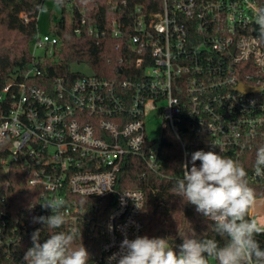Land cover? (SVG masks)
Listing matches in <instances>:
<instances>
[{
	"label": "built area",
	"instance_id": "2783aa9c",
	"mask_svg": "<svg viewBox=\"0 0 264 264\" xmlns=\"http://www.w3.org/2000/svg\"><path fill=\"white\" fill-rule=\"evenodd\" d=\"M125 7L115 5L111 11L119 18L96 26L85 7L65 2L76 37L110 34L119 41L121 79L99 78L88 66L91 74L47 79L44 69L57 60L60 39L38 30L30 66L0 91V130L7 136L0 145V258L8 264H25L36 229L42 230L41 243L47 238L33 218L51 215L41 203L52 199L66 202V223L57 231L91 236L102 228L104 243L93 264H108L125 235L144 236L145 194L120 191L119 176L128 158L157 173L164 130L176 137L184 163L190 155L186 128L195 135L192 146L214 143L240 164L264 146V44L256 42L253 16L264 0H162L158 12ZM21 18L30 20L26 13ZM155 110L161 120L157 141L146 122ZM18 173L37 198L23 220L14 219L9 201ZM249 179L264 181L254 169ZM100 191L106 192L95 193Z\"/></svg>",
	"mask_w": 264,
	"mask_h": 264
},
{
	"label": "trees",
	"instance_id": "16d2710c",
	"mask_svg": "<svg viewBox=\"0 0 264 264\" xmlns=\"http://www.w3.org/2000/svg\"><path fill=\"white\" fill-rule=\"evenodd\" d=\"M80 6L85 7L88 14L95 20L96 26L110 24L114 18H119V13H113L111 8L119 5L129 12L136 6H142L148 12H158L162 8V0H74ZM62 11L60 17L50 14V32L59 37L60 46L56 50L57 60L49 63L44 69L47 79L56 77H70L75 79L82 76L74 67L86 65L99 78L121 79L119 65V50L116 47L119 41L110 34L96 40L84 33L80 38L75 35V24L66 21V0H51ZM45 2L43 0H0V91L13 75L27 69L32 61L31 47L33 38L39 30V22L36 20L39 11ZM29 15V22L24 23L21 15ZM124 75L126 73L123 69ZM184 139L189 146L191 154L197 150L216 151L215 148L194 147L195 135L188 130H183ZM235 160L232 154H224ZM256 153L246 154L241 165L248 172V182L254 189L258 199L264 198V181L251 182L250 174L255 165ZM159 169L157 173L148 171L141 161L134 158L126 159V166L119 176V190H142L145 194V206L142 212L144 235L149 237H163L169 240L172 247L178 250L182 244V236H195L196 238H211L215 234L212 228L205 221L202 214L196 211L192 204H186L181 198L176 197L171 189L175 186L176 180L182 177L183 151L176 137L170 130H164L158 157ZM200 162H196L199 166ZM191 166V165H190ZM20 174V175H19ZM18 175V176H17ZM14 176L9 193V201L15 220H23L27 217L28 207L36 201V195L27 186L24 175L18 173ZM101 202V201H100ZM103 203V202H101ZM107 203V202H106ZM112 203V200H109ZM104 209L100 219L104 221L108 212ZM102 228L96 229L91 236L81 232L82 243L90 254V264L94 258L101 254V246L104 243ZM219 243L223 245L226 241L223 237L217 236ZM262 247H264V234L258 235ZM77 244L81 243L79 238ZM0 264H8L0 258ZM210 264H216L214 260Z\"/></svg>",
	"mask_w": 264,
	"mask_h": 264
},
{
	"label": "clouds",
	"instance_id": "9594fccd",
	"mask_svg": "<svg viewBox=\"0 0 264 264\" xmlns=\"http://www.w3.org/2000/svg\"><path fill=\"white\" fill-rule=\"evenodd\" d=\"M253 16L258 28L256 42L264 44V7H255ZM6 141L7 136L0 130V145ZM211 146L216 147L214 143ZM182 168V177L171 191L186 204L194 205L215 235L198 239L181 234L183 242L178 250L163 237L144 235L129 239L125 235L119 251L108 257V264H210L211 260L216 264H264V247L257 239L264 234V215L254 212L258 198L248 182L246 169L238 161L212 150L195 151L190 164L186 162ZM254 172L264 177V146L256 151ZM65 203L63 199L41 203L52 214L34 217L33 222L44 225L43 231L47 230L49 235L41 243V229L31 234L33 246L23 257L25 264H90L81 231H57L66 223L62 211ZM217 236L226 237V242L221 245Z\"/></svg>",
	"mask_w": 264,
	"mask_h": 264
},
{
	"label": "rangeland",
	"instance_id": "374dc122",
	"mask_svg": "<svg viewBox=\"0 0 264 264\" xmlns=\"http://www.w3.org/2000/svg\"><path fill=\"white\" fill-rule=\"evenodd\" d=\"M54 16H61V9L55 5L53 2H45L42 9L40 10L38 16L39 22V31L41 34H49L50 33V14ZM41 53V51L39 52ZM74 71L82 72L83 74H91L89 68L85 65L74 67ZM159 110L153 111L146 119L147 122V132L148 136L152 140H159L161 136V120H158L156 117L158 115Z\"/></svg>",
	"mask_w": 264,
	"mask_h": 264
},
{
	"label": "crops",
	"instance_id": "0c3cea01",
	"mask_svg": "<svg viewBox=\"0 0 264 264\" xmlns=\"http://www.w3.org/2000/svg\"><path fill=\"white\" fill-rule=\"evenodd\" d=\"M254 212L257 214L264 215V198L258 199V203L254 209Z\"/></svg>",
	"mask_w": 264,
	"mask_h": 264
},
{
	"label": "water",
	"instance_id": "95a60500",
	"mask_svg": "<svg viewBox=\"0 0 264 264\" xmlns=\"http://www.w3.org/2000/svg\"><path fill=\"white\" fill-rule=\"evenodd\" d=\"M243 89L246 90V92L252 91V89L251 88H248V87H243ZM223 238L226 241L227 238L226 237H223Z\"/></svg>",
	"mask_w": 264,
	"mask_h": 264
}]
</instances>
